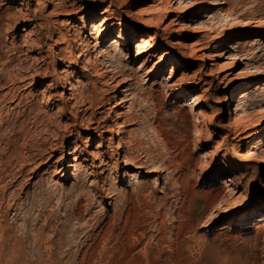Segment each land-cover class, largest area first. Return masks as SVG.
<instances>
[{
  "label": "rangeland",
  "instance_id": "374dc122",
  "mask_svg": "<svg viewBox=\"0 0 264 264\" xmlns=\"http://www.w3.org/2000/svg\"><path fill=\"white\" fill-rule=\"evenodd\" d=\"M181 2L0 0V264H264V0Z\"/></svg>",
  "mask_w": 264,
  "mask_h": 264
},
{
  "label": "bare ground",
  "instance_id": "6f19581e",
  "mask_svg": "<svg viewBox=\"0 0 264 264\" xmlns=\"http://www.w3.org/2000/svg\"><path fill=\"white\" fill-rule=\"evenodd\" d=\"M181 2V0H175V4L176 3H180ZM188 2V1H187ZM182 3V2H181ZM180 3V4H181ZM179 4V5H180ZM67 5H66V3H64L63 5H61V7L62 8H65ZM246 19V18H245ZM242 21V20H241ZM250 23L249 21H243V23ZM259 22V21H258ZM244 23V24H245ZM112 25L109 23L107 26L106 25H104V26H102L101 27V32H99L98 34H100V33H102V37L105 39V38H107V37H109L110 35H109V33H110V27H111ZM98 28V27H97ZM198 30V29H197ZM196 31V30H195ZM198 32H200V31H198ZM197 32V33H198ZM196 33V32H195ZM157 40V39H156ZM155 42V41H154ZM78 43H79V46L80 47H85V40H83L82 38H80V39H78ZM111 47L113 48V51H107L106 53H107V56L109 57V58H111V59H113L114 57H115V55H117V54H124L123 53V51H122V49H121V46H120V43L118 42V41H113V43L111 44ZM84 49V48H83ZM115 52V53H114ZM149 54H147V55H145L146 56V58L147 59H149V58H153L154 56L152 55V54H150V52H148ZM218 54V53H217ZM126 57H125V59L124 60H128V57H127V55H125ZM141 56V55H140ZM165 56H166V53H165ZM146 59V60H147ZM164 58H162V60H163ZM146 60L144 61V63L146 62ZM107 63H111V62H107ZM113 65V64H112ZM112 65H110V67L112 68ZM86 66V65H85ZM91 68V70L92 71H94V72H98L97 70H98V68L95 66V64H90V62L88 63V66H86L85 68H86V70L88 69V68ZM157 69V68H156ZM89 70V69H88ZM147 76H150V78H153L154 76H155V74H154V70L153 71H151V72H148L147 73ZM70 84V86H71V89L70 90H73L74 89V86H75V83H73V82H71V83H69ZM93 98H89L88 99V101H87V103L91 106V107H93V106H95L97 103H99V100L100 99H98L97 97H94V96H92ZM103 100V99H102ZM86 102V100H84V103ZM120 104V103H119ZM236 106V105H235ZM239 105H237L236 106V108L233 110V114H234V111H235V113L237 112V114L236 115H238V112H239ZM241 121V120H240ZM237 123L239 124V121H237ZM131 158V157H130ZM128 160V159H127ZM73 161H75V162H77V163H79V161L77 160V159H74ZM131 161V160H130ZM135 161V160H134ZM135 165V164H134ZM135 166H137V165H135ZM69 167L70 168H74V167H78L77 165H73L72 163H70L69 164ZM141 167V166H140ZM125 173H126V171H125ZM230 182H232V181H230ZM231 226V225H230ZM228 227V225H226V226H224V228H227ZM230 228V227H229ZM11 251V250H10ZM9 251V254H11V257L14 259V255H13V253L12 252H10ZM7 253V252H6ZM8 254V255H9ZM7 254H5V256H6Z\"/></svg>",
  "mask_w": 264,
  "mask_h": 264
}]
</instances>
